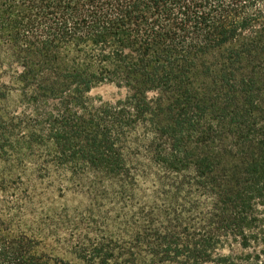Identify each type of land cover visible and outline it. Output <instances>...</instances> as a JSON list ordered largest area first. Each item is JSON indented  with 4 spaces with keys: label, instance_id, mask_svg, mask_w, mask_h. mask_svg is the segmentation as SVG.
<instances>
[{
    "label": "trees",
    "instance_id": "trees-1",
    "mask_svg": "<svg viewBox=\"0 0 264 264\" xmlns=\"http://www.w3.org/2000/svg\"><path fill=\"white\" fill-rule=\"evenodd\" d=\"M0 264H264V0H0Z\"/></svg>",
    "mask_w": 264,
    "mask_h": 264
},
{
    "label": "rangeland",
    "instance_id": "rangeland-1",
    "mask_svg": "<svg viewBox=\"0 0 264 264\" xmlns=\"http://www.w3.org/2000/svg\"><path fill=\"white\" fill-rule=\"evenodd\" d=\"M92 94L95 96H102L103 99L107 101H116L117 99L122 98L126 95V90L120 89L116 87L114 84H105L95 88ZM53 196L57 201L61 203L65 201H69L70 204H75L76 200H79L78 197H74L73 195L59 197L57 193Z\"/></svg>",
    "mask_w": 264,
    "mask_h": 264
}]
</instances>
